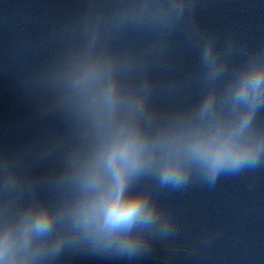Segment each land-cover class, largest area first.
Segmentation results:
<instances>
[{
	"label": "clouds",
	"instance_id": "clouds-1",
	"mask_svg": "<svg viewBox=\"0 0 264 264\" xmlns=\"http://www.w3.org/2000/svg\"><path fill=\"white\" fill-rule=\"evenodd\" d=\"M195 0H140L114 10V26L150 24L160 29L184 18ZM94 20L83 53H67L50 69L56 103L73 110L85 128L87 145L70 158L59 184L68 195L56 206L17 204L21 177L5 156L0 163V264H54L66 247L87 245L129 258L148 249L154 237L175 235V221L136 182L155 178L161 188L179 190L192 176L214 186L221 175H237L264 163V129L256 126L264 107V49L235 69L222 88L231 45L222 55L209 36L201 63L206 91L189 111L152 127L143 92L122 89L117 61L101 51ZM143 122V123H142Z\"/></svg>",
	"mask_w": 264,
	"mask_h": 264
},
{
	"label": "water",
	"instance_id": "water-1",
	"mask_svg": "<svg viewBox=\"0 0 264 264\" xmlns=\"http://www.w3.org/2000/svg\"><path fill=\"white\" fill-rule=\"evenodd\" d=\"M161 30L202 71L201 53L209 36L222 55L230 44L226 72L217 81L222 88L235 69L264 49V0H195L182 20ZM257 120L264 125V107L257 112Z\"/></svg>",
	"mask_w": 264,
	"mask_h": 264
}]
</instances>
